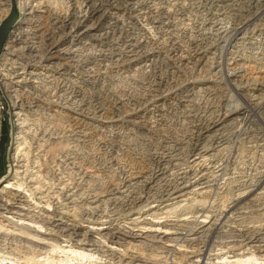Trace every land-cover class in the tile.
<instances>
[{
  "label": "bare ground",
  "instance_id": "1",
  "mask_svg": "<svg viewBox=\"0 0 264 264\" xmlns=\"http://www.w3.org/2000/svg\"><path fill=\"white\" fill-rule=\"evenodd\" d=\"M56 1L0 0V28L16 5L24 15L0 62V90L13 102L0 264H104L120 241L141 250L178 235L158 217L206 208L198 196L215 176L207 163L222 161L232 129L253 116L264 125V0ZM232 91L244 105L231 104ZM257 161L263 169L264 156ZM250 180L229 211L242 204L261 218L264 169ZM111 215L129 218L111 227ZM254 216H241L236 230L254 252L210 256L264 264V219L252 225ZM204 218L196 239L212 228Z\"/></svg>",
  "mask_w": 264,
  "mask_h": 264
},
{
  "label": "rangeland",
  "instance_id": "2",
  "mask_svg": "<svg viewBox=\"0 0 264 264\" xmlns=\"http://www.w3.org/2000/svg\"><path fill=\"white\" fill-rule=\"evenodd\" d=\"M57 2V4H61V5H64V0H57L56 1ZM16 7H17V5H16ZM15 7V8H16ZM19 8H17V13L19 14V13H21V7L20 6H18ZM15 11V12H16ZM13 12V11H12ZM12 14V13H11ZM11 16V15H10ZM139 76H142V74L140 75L139 74ZM232 93H233V101L231 102V104L232 105H244V101L241 99V98H239V96H237V95H235V93H234V91H232ZM231 93V94H232ZM4 93H3V91H0V100H3L5 103L7 102L6 100H5V98H4V95H3ZM8 103V102H7ZM6 103V104H7ZM10 103V102H9ZM8 103V104H9ZM11 104V103H10ZM257 118H255V116H253L252 117V119H251V121L250 122H248V123H242V124H240L239 125V128L238 127H236L235 129H232L233 131L231 132L232 134H230V139H229V142H228V144H227V147H226V150H225V152H224V154H223V158H222V165L224 166V167H222V165L220 164V163H218L217 164V166L216 165H213V164H209V162L207 163V167H208V170H207V172H212V171H215V173H214V175L215 176H213L212 178H211V176H209V179L211 180V182H210V186H209V188H208V190H207V193L205 194H201L200 196H198L199 197V199H201V200H203V202H204V207H205V204H206V202L205 201H207L206 199H209L208 200V202H207V204H206V208H207V210H206V208H204L201 212H198V211H200V210H194L195 212H197V213H195L194 211H191V210H187V209H183V210H181V211H178V212H176L175 214L176 215H174L173 216V214L174 213H169V214H166V216H165V214H163V216L162 215H160L158 218L159 219H157V221H160V222H163L162 224L163 225H167L168 224V222H171V223H173V224H168V229H169V226H170V232H175V230H176V232L179 230L180 232H177L178 233V235L177 234H171V235H169V238H164V240H163V238H161L162 240H155V241H150V242H148L147 243V245H145V246H143L142 247V249L141 250H136L135 248L133 249V248H131V247H129V245L127 244V243H125V242H123V241H120L119 242V244H120V246H119V244H116V245H114L116 248L113 250V249H111V250H108L107 252L109 253V255L107 254V252H104L106 255L104 256V254H102L101 256L103 257V259H102V261H103V263L105 264L107 261H108V263H111V264H131L132 262H134V263H132V264H141V263H147L148 262V264H189V262H191L190 260L191 259H196V256H199V257H197L198 258V260H200V264H214L215 262H217V261H220V259L219 258H216V256H213V255H211L210 256V253L212 254V253H215V254H217V253H219L220 251H222L223 250V248H224V250L222 251V252H225V253H227L226 255L227 256H232V254H234V253H241V252H243L244 250L247 252V253H249L250 251H255V249L254 248H247V247H245L244 248V244L245 243H243L242 241H244L245 240V238L242 236V235H240V233L238 232V231H236L238 228L237 227H239L238 226V224H239V220H242V217L241 216H244L243 218H245L246 216H249V215H253L254 216V214L253 213H255L256 214V216H254L255 218H253V219H255V220H251V221H253V223H252V225H254V222H255V224L256 225H259L258 223H262V219H264L263 217H264V215L263 216H261V218L258 216V213L257 212H252V214L249 212V211H246L245 212V209H243L241 206H243L242 204H240V205H238L237 207H235L234 209L236 210H233V212H231V211H229V205H230V202L232 201V198L233 197H235V195L237 194V192L239 191V189L243 186V185H245L246 184V182H252L250 179H252L253 181H255V179H257V172L258 171H261V170H263V169H261V168H257V165H258V162L259 161H257L258 160V158H260V155H263L264 156V151H261L262 150V148H261V146H263L264 144H262V143H264V125L261 123V124H257V123H254V122H256L257 120H256ZM256 120V121H255ZM254 121V122H253ZM243 125V126H242ZM249 125V126H248ZM242 126V127H241ZM9 127H10V123L8 122V119L5 117V115H4V120H3V123H2V125L0 126V178L1 177H3V176H5V175H7L8 174V172H9V152H10V148H11V143H10V141H11V137H10V134H9V131H10V129H9ZM238 128V129H237ZM236 129H237V131H236ZM254 129V130H253ZM256 131V132H255ZM233 132H234V134H233ZM239 133V134H238ZM242 133V134H241ZM228 134V135H229ZM241 134V135H240ZM240 135V136H239ZM232 136V137H231ZM253 137H255V138H253ZM233 138V139H232ZM259 138V139H258ZM257 139H258V141H257ZM261 139H263V141L261 140ZM233 140V141H232ZM231 141V142H230ZM161 142H163V146L162 147H165V148H169L171 145H172V143H167V142H164V141H162L161 140ZM229 144H230V146H229ZM260 144H262V145H260ZM166 145V146H165ZM168 145V146H167ZM258 145V146H257ZM191 146V145H190ZM189 145H187V146H185L184 148H183V153H184V155L183 156H185L188 152H189V149L191 148ZM187 147V148H186ZM229 147H231V148H229ZM187 149V150H186ZM255 151H254V150ZM257 149H259V150H257ZM228 150V151H227ZM186 152V154H185V152ZM260 151V152H259ZM228 152H229V154H228ZM227 153V154H226ZM249 155H248V154ZM258 154V155H257ZM226 155V156H225ZM257 156H258V158H257ZM226 157H228V158H226ZM241 157V158H240ZM251 157V158H250ZM254 160V161H253ZM239 163V164H238ZM249 164V165H248ZM209 165H210V167H209ZM219 165V166H218ZM238 165V166H237ZM251 165V166H250ZM216 166V167H215ZM245 166V167H244ZM214 167V168H213ZM220 167V168H219ZM235 167V168H234ZM217 169V171H216V169ZM211 169V170H210ZM220 169V170H219ZM222 169V170H221ZM249 169V170H248ZM258 171H257V170ZM210 170V171H209ZM219 170V171H218ZM224 170V171H223ZM221 171V172H220ZM238 171V172H237ZM225 174H224V173ZM222 173V174H221ZM231 173V174H230ZM238 173V174H237ZM212 174V173H211ZM220 174V175H219ZM224 174V175H223ZM235 174V175H234ZM217 175V176H216ZM230 175V176H229ZM255 175V176H254ZM219 176V177H218ZM240 176V177H239ZM254 176V177H253ZM237 177V178H236ZM246 177V178H245ZM250 177V178H249ZM254 179H253V178ZM216 180H215V179ZM247 179H248V181H247ZM216 182V185H215V182ZM233 182V183H232ZM228 183V184H227ZM240 185V186H239ZM216 186V187H215ZM220 186V187H219ZM228 187V188H227ZM213 188V189H212ZM239 188V189H238ZM218 189V190H217ZM228 189H229V192H228ZM235 189V190H234ZM238 191H237V190ZM231 190V191H230ZM232 190H234V192L232 193ZM212 191H215L216 192V194H214L215 192H212ZM223 191V192H222ZM225 191H227L226 193H224ZM236 191V192H235ZM211 192V193H210ZM232 194H231V193ZM209 193V194H208ZM236 193V194H235ZM214 194V195H213ZM220 194V195H219ZM226 194V195H225ZM235 194V195H234ZM205 195V196H204ZM207 195H208V197H207ZM229 195H231V196H229ZM203 196V197H202ZM212 196V197H211ZM216 196V197H215ZM224 196L225 197H228L227 198V200H226V198H224ZM233 196V197H232ZM197 197V198H198ZM201 197V198H200ZM211 197V198H210ZM224 198V199H223ZM230 198V199H229ZM204 199H205V201H204ZM229 199V200H228ZM222 200V201H221ZM215 201H217V203H216V206H215ZM210 202V203H209ZM221 202H222V204H221ZM209 203V204H208ZM228 204V205H227ZM209 206V207H208ZM213 206V207H212ZM220 207H222L221 209H219ZM226 207V208H225ZM210 208H211V210H212V208H213V210L210 212ZM241 208L243 209V212H242V210H241ZM218 209V210H217ZM238 209V210H237ZM219 210H221V211H219ZM186 211H188V212H186ZM225 211H226V214H225ZM237 211H240V212H237ZM181 212V213H180ZM185 212V213H184ZM204 212H206L205 214H204ZM208 212V213H207ZM215 212H217V213H215ZM220 212V213H219ZM224 212V213H223ZM242 212V213H241ZM249 212V213H248ZM180 213V214H179ZM186 213H192V214H190V215H185ZM201 215H200V214ZM212 213V215H210ZM219 213V214H218ZM239 213V214H238ZM244 213V214H243ZM171 214V215H170ZM183 214V215H182ZM198 214H199V216H198ZM204 214V215H203ZM221 214H222V216H221ZM231 216H229V215ZM235 214V215H234ZM248 214V215H247ZM169 215V216H168ZM185 215V216H184ZM224 215V216H223ZM227 215V216H226ZM238 215V216H237ZM240 215V216H239ZM112 217L109 219L108 218V220L110 221L109 223H108V226H111V227H113V226H115L116 227V225L118 224V225H121V224H123V222H126V221H128V218L129 217H124V216H113V215H111ZM172 216V217H171ZM182 217L183 219L185 218H188V219H186L185 221H186V224H188V225H185V226H180V224H178L179 222H177V221H179L181 218H179V217ZM188 216H190V217H188ZM194 216H196V219H195V217ZM198 216V217H197ZM206 216V217H205ZM212 216H213V219H212ZM114 217V218H113ZM122 219H121V218ZM151 216H149V218H150ZM162 217H165V218H162ZM174 217H175V219H174ZM205 217V218H204ZM211 217V218H210ZM216 217V218H215ZM230 219H228V218ZM235 217V218H234ZM237 217V218H236ZM238 217H239V219H238ZM259 217V218H258ZM162 218V219H161ZM194 218V219H193ZM204 218V221L206 220L207 221V223H205L206 225L207 224H209V226H206V229L208 228V227H211L212 226V228H211V230H213V231H207V232H205V233H207V234H205L204 233V235L205 236H203V234H202V236H203V238L202 237H197V239L195 238L196 236H194L193 235V233H194V230H193V228L194 229H196L197 227H198V221H202V219ZM207 218H209V219H207ZM218 219V218H221V219H219V222H216L214 225H212V223L214 222V220L215 219ZM222 218H223V220H222ZM226 218V219H225ZM113 219V220H112ZM121 219V220H120ZM172 219H174L175 221H173ZM183 219H181V220H183ZM235 219H237V220H235ZM156 220V219H155ZM168 220H170V221H168ZM187 220H189V221H187ZM195 220H196V222H195ZM226 220V221H225ZM114 221V222H113ZM120 221V222H119ZM166 221V222H165ZM168 221V222H167ZM193 221H194V223H193ZM211 221V224L209 223ZM224 221V222H223ZM231 221V222H230ZM233 221L235 222L236 221V224L235 223H233ZM261 221V222H260ZM191 224V226H189L190 224ZM226 222V223H225ZM230 222V223H229ZM112 225H111V224ZM115 223V224H114ZM117 223V224H116ZM180 223H183V222H180ZM197 223V224H196ZM229 223V224H228ZM85 224V222L83 223V225ZM196 224V225H195ZM217 224V225H216ZM218 224H219V226H218ZM227 224V225H226ZM89 225V223H87L86 222V224L84 225V226H88ZM117 225V226H118ZM226 225V226H225ZM230 225H233V226H230ZM251 225V224H250ZM89 226H91V225H89ZM93 226V225H92ZM107 226V225H106ZM107 226V227H108ZM177 226V227H176ZM194 226V227H193ZM214 226V227H213ZM229 226L231 227V228H229ZM160 227H163V226H160ZM179 227H180V229H179ZM187 227H188V229H187ZM228 227V228H227ZM234 227V228H233ZM167 228L165 229H163V230H167ZM176 228V229H175ZM184 228H185V230H184ZM215 228V229H214ZM225 228V229H224ZM172 229V230H171ZM225 230V231H223V230ZM228 231H227V230ZM229 229H230V231H229ZM183 230H184V233H183ZM188 230V231H187ZM216 230V231H215ZM190 231V232H189ZM215 231V232H214ZM233 231V232H232ZM236 231V232H235ZM212 233V235H210L211 233ZM219 232H220V234H219ZM229 232H231L232 234H234V235H230L231 233H229ZM182 233V234H181ZM239 233V234H238ZM173 235V236H172ZM193 235V236H192ZM223 235V236H222ZM237 235V236H236ZM171 236V237H170ZM181 236V237H180ZM192 236V237H191ZM208 236V237H207ZM224 236H226L227 238H228V236H229V239H227L226 237L224 238ZM233 236V237H232ZM186 237V238H185ZM231 237V238H230ZM237 237H239L238 239H237ZM234 239V241H233V239ZM178 239V240H177ZM232 239V240H231ZM241 239V240H240ZM201 240V241H200ZM231 240V241H230ZM128 241H130V240H128ZM159 241V242H158ZM162 241V242H161ZM176 241V242H175ZM224 241H228V242H231V243H226V242H224ZM197 242V243H196ZM200 242V243H199ZM232 242H236V243H232ZM238 242V243H237ZM239 242H241L242 243V245H241V243H239ZM245 242V241H244ZM124 243V244H123ZM150 243H152L153 245H151ZM155 243V244H154ZM158 243V244H157ZM195 243V244H194ZM226 243V244H225ZM223 244V245H222ZM239 244H240V246H239ZM150 245H151V247H150ZM157 245V246H156ZM161 245V246H160ZM163 245V246H162ZM226 245V246H225ZM230 245H234L235 247H236V249H235V247L234 246H230ZM238 245V246H237ZM125 246V247H124ZM148 248H147V247ZM179 246V247H178ZM215 246V247H214ZM222 246V247H221ZM230 246V247H229ZM8 247V246H7ZM124 247V248H123ZM129 248V250L127 249V248ZM160 247V248H159ZM164 247V248H163ZM174 247V248H173ZM222 249H221V248ZM232 247H234V248H232ZM243 247V248H242ZM2 248H5V247H2ZM121 248V249H120ZM145 248V249H144ZM239 248V249H238ZM9 249V248H8ZM105 249H107V248H105ZM110 249V248H109ZM118 249H119V251H118ZM125 249H127V251L125 250ZM159 249V250H158ZM163 249V250H162ZM212 249V250H211ZM215 249H216V251H215ZM218 249V250H217ZM225 249L227 250V251H225ZM230 249V250H229ZM241 249L243 250V251H241ZM247 249H248V251H247ZM251 249V250H250ZM124 250V251H123ZM136 250V251H135ZM143 250V251H142ZM168 250V251H167ZM182 250V251H181ZM229 250V251H228ZM125 251L126 252H128V254H126L125 253ZM142 251V252H141ZM144 251H146V252H144ZM162 251V252H161ZM172 251V252H171ZM218 251V252H217ZM231 251V252H230ZM234 253H233V252ZM244 251V253H246ZM130 252V253H129ZM136 252V253H135ZM176 252V253H175ZM112 253V254H111ZM121 253H122V255H121ZM134 253H135V257H134ZM137 253H139V254H141V253H144L145 255H136ZM251 253V252H250ZM255 253H257V252H255ZM133 256H132V255ZM185 254V255H184ZM206 254V255H205ZM111 255H113V256H111ZM116 255V256H115ZM119 255V256H118ZM124 255V256H123ZM166 257H165V256ZM177 255V256H176ZM147 258H146V257ZM155 256V258H153ZM161 256V257H160ZM162 256H164V257H162ZM175 256V257H174ZM185 258H184V257ZM192 256H195V257H193V258H191ZM105 257V258H104ZM108 257V258H107ZM112 257V258H111ZM120 257V258H119ZM124 257V258H123ZM132 257H134V259L132 260ZM136 257H137V259H136ZM143 257V258H142ZM110 258H111V260H110ZM123 258V259H122ZM140 258V259H139ZM142 258V259H141ZM150 259V261H149V259ZM182 258H183V260H182ZM214 258H216V259H218V260H216V259H214ZM106 259V260H105ZM113 259V260H112ZM156 259V260H155ZM212 260V262H211V260ZM233 259V258H232ZM235 259V258H234ZM132 260V261H131ZM155 260V261H154ZM105 261V262H104ZM127 261H129V262H127ZM264 261V260H263ZM113 262V263H112ZM131 262V263H130ZM136 262V263H135ZM152 262V263H151ZM160 262V263H159ZM209 262V263H208ZM221 262V261H220ZM219 262V263H220ZM108 263H106V264H108ZM219 263H215V264H219ZM220 264H222V262L220 263ZM225 264H227V263H225ZM231 264H237V263H231Z\"/></svg>",
  "mask_w": 264,
  "mask_h": 264
},
{
  "label": "built area",
  "instance_id": "3",
  "mask_svg": "<svg viewBox=\"0 0 264 264\" xmlns=\"http://www.w3.org/2000/svg\"><path fill=\"white\" fill-rule=\"evenodd\" d=\"M17 8H19L18 6L16 7V9H15V11L17 10ZM16 13V17H15V21L13 22V24L14 25H16V24H18L19 23V21L24 17V15H23V12H22V10H21V13H17V11L15 12ZM12 24V25H13ZM9 32H10V30H9ZM8 35H9V33H8ZM8 38V37H7ZM4 50H2V52H1V54H0V62L3 60V58H4V56H3V54L5 55V52H7V49H6V45H5V43H4ZM1 91V90H0ZM4 98H5V100L9 103H5L3 100H0V110H1V112H2V114H3V116H2V123H3V120H4V115H5V117L8 119V122L10 123V127H9V129H10V131H9V134H10V137H11V139H12V132H11V118H12V104H13V102L12 101H10L7 97H6V95L4 94ZM10 143H11V141H10Z\"/></svg>",
  "mask_w": 264,
  "mask_h": 264
},
{
  "label": "water",
  "instance_id": "4",
  "mask_svg": "<svg viewBox=\"0 0 264 264\" xmlns=\"http://www.w3.org/2000/svg\"><path fill=\"white\" fill-rule=\"evenodd\" d=\"M16 13L15 9L13 10L9 19L1 26L0 28V54L2 52L5 40L8 36L10 27L12 26L13 22L15 21Z\"/></svg>",
  "mask_w": 264,
  "mask_h": 264
}]
</instances>
